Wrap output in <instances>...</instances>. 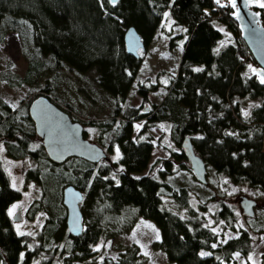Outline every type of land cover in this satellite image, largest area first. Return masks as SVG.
<instances>
[{
  "label": "trees",
  "instance_id": "obj_1",
  "mask_svg": "<svg viewBox=\"0 0 264 264\" xmlns=\"http://www.w3.org/2000/svg\"><path fill=\"white\" fill-rule=\"evenodd\" d=\"M165 12L182 29L168 40L172 48L183 39L176 74L158 104L122 107L118 102L124 104L136 86L142 63L125 53L123 32L134 27L147 48L155 41ZM229 14L226 0H117L113 4L109 0H0V43L15 34L26 64L20 77L7 63L0 81L10 88L28 86V95L18 108L12 109L0 98V141L9 158L31 161L22 177L25 185L33 184L36 190L28 215H44L35 235L15 232L7 211L21 193L10 187L0 166V264L88 262L95 257L92 248L100 239L127 232L136 218L157 227L160 239L154 247L165 254L166 264H233L234 253L248 254L251 239L244 229L238 237L212 247L218 234L206 226L205 215L200 213L206 211V204H199L200 212L187 209L186 217L162 206L160 190L177 208L188 207V190L174 189L163 180L176 167L184 168L181 152H172L163 162L160 179L141 175L153 149L147 128L165 122L170 124L169 136L176 146L188 137L195 153L216 174L264 193V87L245 73L246 65L254 61ZM261 18L264 21V8ZM219 26L232 35V42L219 46L223 39ZM90 70L96 73V88L87 85L83 91L88 95L101 92L114 102L103 116L86 115L80 121L74 116V105L55 88L63 73L84 75ZM156 88L137 87L143 104L147 93ZM38 95L48 97L72 121L95 123L106 159L114 148L119 158L97 164L78 158L62 164L50 162L27 115L29 102ZM246 101L257 104L244 112ZM140 120L143 124L135 136L133 124ZM67 186L82 192L83 230L77 237L69 235L65 226L61 193ZM212 217L234 230L236 216L225 200L217 201ZM144 261L134 246L126 247L118 260L104 259L101 264ZM259 264H264V254Z\"/></svg>",
  "mask_w": 264,
  "mask_h": 264
},
{
  "label": "rangeland",
  "instance_id": "obj_2",
  "mask_svg": "<svg viewBox=\"0 0 264 264\" xmlns=\"http://www.w3.org/2000/svg\"><path fill=\"white\" fill-rule=\"evenodd\" d=\"M219 28L223 32V39L219 46L232 42V35L224 27L219 26ZM180 33H182L181 27L174 23L169 12H165L156 31L155 41L147 48L138 51L142 63L137 72L136 86L132 87L124 104L120 101L118 102L120 106L142 108L152 103L158 104L160 102L170 84L171 78L176 74L183 43V39H179L172 48H169L168 40L170 37ZM7 63L10 64L11 72L20 77L24 75L26 64L19 54L18 39L12 33L5 37L3 43H0V71L4 70ZM249 67L250 65L247 64L245 68L247 75H250ZM45 78L47 79V76L43 77V79ZM140 84L146 87L157 86L155 91L147 93L148 100L145 104L142 103L136 92ZM87 85L93 89L96 88V73L94 70H90L84 75H78L73 72L63 73L58 78L55 88V91L61 97L74 105L77 114L74 116L80 121H84L86 115L92 116V119L103 116V114L110 111L109 109L114 102L112 97L101 92L86 94L83 88ZM27 91L28 86L26 84L10 88L0 81V98L12 109L18 108L23 103L28 95ZM255 104L257 103L246 101L244 112H247ZM140 111L144 112L146 110ZM142 124L143 120L134 122L135 136H137ZM82 126L85 132V139L99 145L97 141L98 126L95 123ZM169 129L170 124L165 122L147 128V133L152 138L153 149L148 166L141 175L147 174L160 179V173L164 168L163 162L170 159L172 152H181L180 148L171 141ZM117 150L114 148L113 153L108 154L107 159L101 163H108L110 160L116 161L119 158V151ZM183 163L186 168L185 166L184 168L176 167L173 174L164 177L163 180L174 189L184 187L188 190V207L177 208L173 199L169 198L165 191L160 190L164 209L168 208V210L178 216L186 217L187 209L199 211V204H206V211L199 212L205 215L206 226L218 234L217 242L212 244V247L238 237L239 230L244 229L249 233L251 239L250 250L245 256L234 253L232 255L233 264H259L260 256L264 254V193L260 189L249 187L244 183L233 184L227 177L216 174L208 165L206 166L207 184H199L189 171L185 158ZM0 166L8 177L10 187L21 193L20 199L13 202L7 211L9 215V212L15 208L14 215H9L15 232L18 235H35L43 223L44 215L43 213L35 217L28 215V208L36 197V190L33 184L25 185L22 177L24 170L31 166V161L28 158L20 160L9 158L5 154L3 142L0 141ZM141 175L134 174L133 176L138 178ZM242 197L255 202L256 206L252 217L242 216L239 207V201ZM222 199L231 206L235 213L236 219L232 224L234 230H230L222 221H213L212 215L217 209V201ZM201 218L203 219V217ZM159 239V231L151 221L136 218L135 223L127 232L117 234L114 237L100 239L92 248L95 256L92 260L76 264H101L104 259L118 260L119 255L124 252L126 247L134 246L138 248L139 254L145 258L143 264H166L165 254L154 247V244ZM200 254L205 255L207 253L201 252ZM36 263L37 261L34 264Z\"/></svg>",
  "mask_w": 264,
  "mask_h": 264
},
{
  "label": "water",
  "instance_id": "obj_3",
  "mask_svg": "<svg viewBox=\"0 0 264 264\" xmlns=\"http://www.w3.org/2000/svg\"><path fill=\"white\" fill-rule=\"evenodd\" d=\"M109 2L113 4V0ZM226 2L230 9L229 17L236 24L239 37L254 61L249 67V73L264 87V83L261 82L264 77V21L261 18L262 8L259 7L261 0H236L235 8L232 7L231 0ZM122 39L125 53L137 59L138 51L144 49V44L135 28L132 26L126 28ZM27 115L32 122L35 137L50 162L62 164L69 158H78L97 164L106 159V154L100 146L84 138L83 126L72 121L67 113L45 95H38L29 102ZM179 147L194 179L199 184L206 185V165L195 153L190 139L184 137ZM81 202V191L72 186L62 190L61 204L65 209V226L69 235L73 237L80 235L83 230ZM255 206L254 201L243 197L239 201L241 214L245 217L254 215Z\"/></svg>",
  "mask_w": 264,
  "mask_h": 264
},
{
  "label": "snow or ice",
  "instance_id": "obj_4",
  "mask_svg": "<svg viewBox=\"0 0 264 264\" xmlns=\"http://www.w3.org/2000/svg\"><path fill=\"white\" fill-rule=\"evenodd\" d=\"M113 3H115V0H113ZM217 3H219V0H217ZM231 5L232 7H236V0H231ZM259 7L260 8H264V0H261V2L259 3ZM261 82L264 83V77H262ZM15 212V208L9 212V215H14Z\"/></svg>",
  "mask_w": 264,
  "mask_h": 264
}]
</instances>
